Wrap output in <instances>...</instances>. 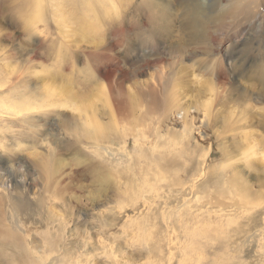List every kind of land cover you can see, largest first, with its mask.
Segmentation results:
<instances>
[{
    "label": "rangeland",
    "instance_id": "374dc122",
    "mask_svg": "<svg viewBox=\"0 0 264 264\" xmlns=\"http://www.w3.org/2000/svg\"><path fill=\"white\" fill-rule=\"evenodd\" d=\"M184 2L0 0V264H264V0Z\"/></svg>",
    "mask_w": 264,
    "mask_h": 264
},
{
    "label": "bare ground",
    "instance_id": "6f19581e",
    "mask_svg": "<svg viewBox=\"0 0 264 264\" xmlns=\"http://www.w3.org/2000/svg\"><path fill=\"white\" fill-rule=\"evenodd\" d=\"M241 3H243L244 2V15H243V17H250V16H248L247 14L248 13H250V12H252L253 10H254V8L255 7H259L260 6V0H239ZM183 2H184V0H183ZM185 3V2H184ZM161 9H160V11L162 10V7L164 6V3H162L161 5ZM152 9V8H151ZM154 11V10H153ZM152 12V11H151ZM155 13H156V11H155ZM158 14H160L159 16L161 17L162 15L163 16H165V13L164 12H158ZM156 16V15H155ZM159 17V18H160ZM160 19H162V18H160ZM148 67V66H147ZM260 76V79L261 80H264V73H262V76L261 75H259ZM154 83V82H153ZM259 83H261V82H259ZM155 85V84H154ZM157 85V84H156ZM150 87V86H149ZM153 87V86H152ZM151 88V87H150ZM119 89V88H118ZM154 91H156V90H151L150 89V95H151V98L153 99V100H151L150 102H149V114L150 113H152V112H155L154 110H155V108L157 107L156 106V99H155V97L153 96V94H152V92H154ZM148 92V93H149ZM122 97V96H121ZM119 101V100H118ZM117 103V102H116ZM159 104V103H158ZM119 104L117 103V109L118 110H120V105L118 106ZM123 110V109H122ZM128 111V110H127ZM224 190V189H223ZM186 192V191H185ZM222 192V191H221ZM246 195V194H245ZM244 196V195H243ZM244 197H246V196H244ZM248 197V196H247ZM224 199V198H223ZM237 199V198H236ZM235 201H237V200H235ZM244 201V200H243ZM243 203V202H242ZM236 205V204H235ZM203 206V205H202ZM219 206V205H218ZM235 207V206H234ZM204 208V207H203ZM202 209V208H201ZM242 209V208H241ZM204 210V209H203ZM234 210V209H233ZM238 210V209H237ZM215 211V210H214ZM225 213V212H224ZM228 213V212H227ZM226 213V214H227ZM236 213V212H235ZM250 213V212H249ZM196 214V213H195ZM222 214V213H221ZM214 215V214H213ZM245 215V214H244ZM210 216V215H209ZM215 216V215H214ZM229 216V215H228ZM246 216V215H245ZM247 217V216H246ZM233 223V222H232ZM240 228H242V227H240ZM261 240V239H260ZM168 250H169V252L172 250V248L169 246V244H167V247H166Z\"/></svg>",
    "mask_w": 264,
    "mask_h": 264
}]
</instances>
